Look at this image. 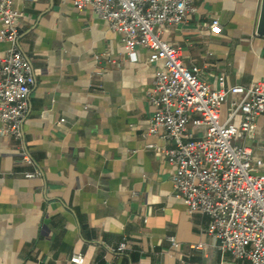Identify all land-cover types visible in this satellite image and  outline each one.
<instances>
[{
    "label": "crops",
    "instance_id": "1",
    "mask_svg": "<svg viewBox=\"0 0 264 264\" xmlns=\"http://www.w3.org/2000/svg\"><path fill=\"white\" fill-rule=\"evenodd\" d=\"M261 3L196 0V10L163 37L214 87L220 75L226 85L264 81ZM13 5L36 82L22 136H0V264H77L75 253L84 264H251L220 248L208 233L209 216L175 194V165L164 152L171 144L148 132V90L163 62L145 47L130 57L122 35L91 7L71 0ZM9 46L0 39V65ZM237 98L230 95L223 117ZM257 125V139L247 141L264 171V112ZM36 169L40 176H25ZM122 240L128 248L120 251Z\"/></svg>",
    "mask_w": 264,
    "mask_h": 264
},
{
    "label": "built area",
    "instance_id": "2",
    "mask_svg": "<svg viewBox=\"0 0 264 264\" xmlns=\"http://www.w3.org/2000/svg\"><path fill=\"white\" fill-rule=\"evenodd\" d=\"M71 1L79 9L91 7L119 32L130 57L136 58L137 48L145 47L151 60L163 62L148 90L153 106L148 132L160 134L171 144L164 152L175 165V194L190 211L209 216L208 233L220 248L251 264H264V171L258 169L254 145L247 141L257 139L264 81L226 85V76L220 75L219 86L214 87L201 77L200 66L185 63L181 46L163 37L165 28L183 22L196 10V0ZM21 15L13 0H0L4 22L0 39L10 42L0 65V136L17 138L23 134L36 82L33 64L18 41ZM212 27L222 30L219 17H213ZM232 94L238 98L223 117ZM24 174L35 177L42 172ZM167 238L172 247H179L176 235ZM126 248L128 243L122 240L117 249ZM71 261L84 264L85 256L75 253Z\"/></svg>",
    "mask_w": 264,
    "mask_h": 264
},
{
    "label": "water",
    "instance_id": "3",
    "mask_svg": "<svg viewBox=\"0 0 264 264\" xmlns=\"http://www.w3.org/2000/svg\"><path fill=\"white\" fill-rule=\"evenodd\" d=\"M257 34L264 36V0H262L259 19L256 27Z\"/></svg>",
    "mask_w": 264,
    "mask_h": 264
}]
</instances>
